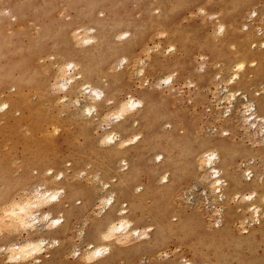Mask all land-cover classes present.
I'll return each mask as SVG.
<instances>
[{
	"label": "rangeland",
	"instance_id": "obj_1",
	"mask_svg": "<svg viewBox=\"0 0 264 264\" xmlns=\"http://www.w3.org/2000/svg\"><path fill=\"white\" fill-rule=\"evenodd\" d=\"M262 43L264 0H0V264H264V206L258 218L260 201L243 197L264 191L262 123L224 100L231 88L264 104ZM241 60L245 82L232 84ZM71 76L102 96L83 85L69 96ZM132 95L142 106L116 118ZM110 125L117 138L103 141ZM213 142L228 147L214 198L197 154ZM39 186H64L61 206L45 207L63 221L16 226L4 209ZM122 207L141 232L109 240L105 218ZM42 236L41 254L8 258V245ZM92 242L110 251L89 260Z\"/></svg>",
	"mask_w": 264,
	"mask_h": 264
},
{
	"label": "bare ground",
	"instance_id": "obj_2",
	"mask_svg": "<svg viewBox=\"0 0 264 264\" xmlns=\"http://www.w3.org/2000/svg\"><path fill=\"white\" fill-rule=\"evenodd\" d=\"M160 23H162L163 21L162 20H159ZM261 30V29H260ZM259 31V30H258ZM129 35V34H128ZM124 36H127V33L124 35ZM264 44V43H262ZM256 46V45H255ZM237 62V61H236ZM70 64V63H69ZM67 64V65H69ZM75 64L71 63L68 67H73ZM75 67V66H74ZM246 68V63L245 61H240V62H237L235 65H234V69H233V73L232 75L230 76L229 78V82L234 84L236 82H238L241 76V74L243 72H245ZM229 71V70H228ZM63 75V74H62ZM71 75V74H70ZM80 77V76H79ZM166 77V76H165ZM174 77L172 75H168V77L165 79V81H173ZM228 80V79H227ZM62 81V80H61ZM61 81H59L60 83H62ZM67 81V79H66ZM223 81V80H222ZM221 81V82H222ZM242 82H245L243 79H241ZM69 83V80L67 81ZM72 82H74V76H71L70 77V85L72 84V88L67 91L69 92L68 95H70V93H75V92H80L78 87L79 86H82L83 85V93L85 92L86 94L88 93V97L90 98H94L96 99V97H101L102 96V92H100L101 90H97L96 88H94L90 82L88 83H85V84H73ZM75 83V82H74ZM84 83V82H82ZM263 83V81H262ZM57 84V83H56ZM65 84V83H64ZM69 85V86H70ZM264 85V84H262ZM65 86H68L65 84ZM228 87V86H227ZM67 88V87H66ZM220 88V87H219ZM264 88V87H262ZM84 93V94H85ZM105 93V92H104ZM226 94V97H224V100H228V102L230 103V107H236L238 108L240 105H242L243 107L241 108V112H242V115H243V119L244 120H247L249 121L252 125H254L255 123V119L258 120L261 125V129L259 128H255V130H253V134L255 135V137H263V140H264V104L260 105V111L258 109V106L257 104L250 100L248 98V95L247 93L245 95H243V92L239 91V90H233L231 88L228 89L227 93ZM240 95H243L242 97H245V102H241V97ZM134 95L132 96H129L128 98H126L123 103H121L119 106V110L117 112H115V117L116 118H125V114L128 112V111H132V110H135L137 108H139L140 106H142V100L140 99H136L133 97ZM224 96V95H223ZM139 98V97H138ZM220 99V98H219ZM147 101L150 102V100L146 99ZM72 101V100H71ZM221 101V99H220ZM247 101V102H246ZM75 102V100H74ZM148 102V103H149ZM151 103V102H150ZM149 103V105H150ZM228 103V104H229ZM145 104V103H144ZM224 104V103H223ZM89 105V104H88ZM220 105V104H219ZM7 103L4 105V107L6 108ZM85 106V105H83ZM93 108L95 109V105H92ZM225 106V105H224ZM9 107V106H8ZM91 107V106H90ZM88 108L87 111L88 112H91L92 108ZM81 108H83L81 106ZM80 108V109H81ZM235 109V108H234ZM82 110V109H81ZM232 111V109L228 108L225 110L224 114H226V116H229V112ZM83 112V111H82ZM85 114V113H84ZM112 115V114H111ZM110 115V116H111ZM221 115V114H220ZM114 117V118H115ZM133 117V115H132ZM220 117V116H219ZM113 118V119H114ZM115 118V119H116ZM109 120V119H108ZM138 120V119H137ZM136 120V121H137ZM114 121V120H113ZM112 121V122H113ZM107 122V121H106ZM110 122V121H109ZM134 122V121H133ZM110 123H108L109 125ZM250 124V125H251ZM256 125V124H255ZM124 126V125H123ZM127 126V125H126ZM255 127V126H254ZM105 130H108V132H106V135H104V137L102 138L103 141H114L115 138H117V134L113 131V127L110 125L109 127L105 128ZM169 134H171V137L169 138V140L173 141L176 140L177 136L174 134L173 130L169 131ZM119 135V134H118ZM137 135V134H136ZM139 137V135H137V138ZM176 137V138H175ZM136 138V139H137ZM127 139V138H126ZM124 141V140H123ZM122 141V142H123ZM129 141V140H128ZM133 140H131L132 142ZM178 141V140H177ZM124 143V142H123ZM228 145V144H227ZM208 147V146H207ZM209 148V149H208ZM208 148H203V149H199L198 150V156L200 157L201 159V163H203V165H210L208 166L211 170V175L213 176V181H211L209 187L211 189H209L210 193L207 192V194L213 196L214 197H223L224 196V192L222 190V175H221V167L220 166H214L215 164H217V160L220 159V152L222 153H227L228 151V147L224 146V145H221L217 142H213V144H210ZM196 154V155H197ZM125 158V157H124ZM127 159V158H126ZM125 159V160H126ZM124 161V159H123ZM202 165V164H201ZM206 166V167H207ZM204 169V168H203ZM225 169V168H224ZM254 169V168H253ZM252 167L248 169V172L247 174L250 175L253 171ZM251 170V171H250ZM51 172H53L51 169H50ZM205 171V170H204ZM207 173H209L208 171H206ZM62 173V172H61ZM59 179H60V183H61V179L63 177L62 174L59 173ZM247 176V175H246ZM245 176V177H246ZM251 176V175H250ZM204 178V177H203ZM207 178V177H205ZM248 178V177H247ZM165 181H167V178H165ZM252 179V178H251ZM258 178H255V180H257ZM260 179V178H259ZM63 181V180H62ZM259 183H260V187H263L264 185V179H261L259 180ZM44 184V183H42ZM46 184V183H45ZM104 184V183H103ZM41 185V184H40ZM109 186V185H108ZM54 188V187H52ZM52 188H45L43 189V186L38 189H35V191H33L35 193V195H32V197L30 198H27L26 200H24L23 202H19V200L17 201L16 199L14 198H11V203L4 209L5 212H6V215L5 216H9V220L13 221V223L16 225V226H20V227H23V228H30V227H33L41 221L40 217L44 215V219L45 221H52V226H57L59 225L62 221H63V216L62 217H56V216H52V213L45 210V207L48 205L49 206V209L51 210V208L53 209L54 207L56 206H61V204L59 203L60 201V195L62 192H64V186L62 188H56V189H52ZM105 188V187H104ZM117 189V188H116ZM20 190V189H19ZM123 189H121L122 191ZM131 190V189H130ZM238 191V190H237ZM125 192V191H124ZM101 193V192H100ZM110 193V191H109ZM219 193V194H218ZM237 193V192H236ZM108 194V193H107ZM170 194V193H168ZM173 194V192H172ZM213 194V195H212ZM216 194V195H215ZM235 194V192H234ZM253 194V193H252ZM15 195V194H14ZM13 195V196H14ZM209 195V196H210ZM12 196V197H13ZM240 196V195H239ZM238 196V197H239ZM248 196V195H247ZM107 198H101V203L108 206V205H112L114 202H115V195L114 194H110L109 196H106ZM236 197V196H235ZM245 199H248L249 200H252V205H255L256 202L258 203L260 201V205H255L253 208H254V213H255V216L256 217H260L261 215V209L260 207L263 205L264 206V191L262 192V195L260 196V198H256V199H253L254 197L252 195H249L247 198L245 196H243ZM137 198V197H136ZM211 197H208L207 199H210ZM100 199V198H99ZM140 200V199H139ZM138 200V201H139ZM214 200V199H213ZM235 200V199H234ZM131 201V199H130ZM141 201V200H140ZM142 204V203H141ZM209 204V203H208ZM101 205V204H100ZM117 206V204H116ZM129 206V205H128ZM100 207V206H98ZM105 207V206H104ZM118 207V206H117ZM127 207V206H126ZM102 208V206H101ZM130 208V207H129ZM118 209V208H117ZM264 209V208H263ZM215 210V209H214ZM261 210V211H260ZM60 212V211H59ZM116 212V211H114ZM114 212H113V215H114ZM221 212V211H220ZM129 213V210H127L126 208H119L118 209V215L119 217L118 218H114L113 215L109 216V217H106L105 218V227H106V230H105V238L109 239V240H113L115 238H117V236L119 237V234H123L122 232H124L125 234L130 232L131 229H132V234H135V236H137L136 234H140L141 230L139 229H134L132 228V223L130 221V218H128V214ZM61 216V215H60ZM264 216V215H263ZM55 217V218H54ZM116 217V215H115ZM40 220V221H39ZM47 223V222H46ZM45 223V224H46ZM218 223V222H217ZM44 224V225H45ZM49 225V223L47 224V226ZM37 226V225H36ZM50 226V225H49ZM48 226V227H49ZM134 226V225H133ZM46 227V225H45ZM48 227H46V230L47 232H52L53 230L50 228L48 229ZM20 229V228H19ZM32 229V228H31ZM30 229V231H31ZM147 229V228H146ZM21 230V229H20ZM17 231V229H16ZM144 232V231H143ZM143 234V233H142ZM148 234V233H147ZM146 234V235H147ZM128 235V234H127ZM145 235V233H144ZM121 238V237H120ZM125 239V238H124ZM25 242L23 243H19L16 242L17 244H10L8 245L6 248H9L10 250V256L8 257L9 259H11V261H18V259H21V258H26V257H30L34 254H41V252L43 251L44 248L46 247H49L47 246V244H49L48 241L45 237L43 238L42 236V239L39 238V240H35V239H29V240H24ZM57 242V241H56ZM8 243V242H7ZM13 243V242H12ZM1 246V245H0ZM51 247V246H50ZM4 249V247H3ZM1 250V248H0ZM78 250V249H77ZM88 251L86 252V256L89 260H92V259H95V258H98L99 256L101 255H104L106 254L107 252L110 251L109 249V246L104 245L103 246H96L93 242L89 244L88 246ZM78 255V254H77ZM166 255V254H165ZM41 256H38L36 257V259L40 260ZM181 260V259H180ZM183 260V259H182ZM185 260V259H184ZM184 260L182 262H184ZM179 262V261H178ZM185 264H194L192 261L190 260H185Z\"/></svg>",
	"mask_w": 264,
	"mask_h": 264
}]
</instances>
